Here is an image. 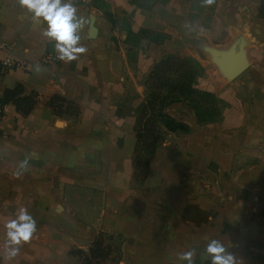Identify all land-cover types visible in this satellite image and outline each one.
<instances>
[{
	"label": "crops",
	"instance_id": "1",
	"mask_svg": "<svg viewBox=\"0 0 264 264\" xmlns=\"http://www.w3.org/2000/svg\"><path fill=\"white\" fill-rule=\"evenodd\" d=\"M259 4L164 0L149 9L132 0H97L90 8L76 6L87 21L79 42L87 51L70 62L46 64L43 56L56 51L43 35L44 26L34 25L18 0H0V100L5 89L17 84L38 95L27 115L11 103L2 106L0 264H80L69 251L81 246L83 237L93 238L97 223L89 218L83 224L78 210L86 184L81 159L87 149L90 157L98 149L107 157L118 139L134 148L136 117H128L130 111L117 101L131 76L129 35L142 28L167 35L161 43L140 36L141 46L151 43L155 48L147 74L164 54L190 57L204 70L197 88L211 93L222 108L212 120H199L192 108L185 110L186 118L170 114L187 130L166 132L149 161L157 158V179L163 183L144 205L148 217L128 215L113 226L124 237L121 264H182L178 254L192 248L202 252L206 237L220 240L239 264H264V18ZM104 13L112 15L114 27ZM123 13L133 15L126 27L120 22ZM232 53L245 61L236 77L227 75L221 61ZM147 54L139 50V57ZM54 94L74 102L78 114L56 118L44 104ZM92 167L85 182L96 190L97 164ZM151 170L149 166L147 180ZM21 208L35 219L36 232L8 259L5 224ZM104 230L109 231H99ZM202 259L197 255L196 264ZM203 264H209L207 259Z\"/></svg>",
	"mask_w": 264,
	"mask_h": 264
},
{
	"label": "rangeland",
	"instance_id": "2",
	"mask_svg": "<svg viewBox=\"0 0 264 264\" xmlns=\"http://www.w3.org/2000/svg\"><path fill=\"white\" fill-rule=\"evenodd\" d=\"M137 4L144 5L147 8H151L155 2L164 1V0H132ZM210 6V5H209ZM148 9V10H149ZM133 15L124 14L119 16L120 22L123 26H127L131 24ZM150 18H153L150 15ZM145 30H151L157 33L164 34L161 31L154 30L151 28H142ZM167 38V35L164 34ZM129 42H127V57L129 64V72L130 75L128 81L125 82V89L123 94L119 96L118 103L121 104L122 108H126L130 111L128 113V117L137 118L138 111L141 108L143 100L146 96H148V89L145 85L147 79V71L150 69L149 65L151 64V57L156 59L155 55L151 50L155 49L151 47V43H146L141 46V37L143 38L142 32L133 33L129 35ZM141 36V37H140ZM153 38H158L154 36ZM152 38V39H153ZM165 40V39H164ZM163 40V41H164ZM151 41V40H150ZM162 41V42H163ZM152 42V41H151ZM154 43V42H153ZM116 46L118 47L117 43ZM159 48H157L158 50ZM139 50L142 51L143 54H147V56L141 58L139 57ZM150 51V52H149ZM158 53V51H157ZM168 55H180L182 57H187L185 55H181L178 53L164 54L162 55L156 63H158L161 59L167 57ZM151 56V57H150ZM188 59H192L188 57ZM192 62H194L192 60ZM154 67V66H153ZM152 67V68H153ZM151 68V70H152ZM150 70V71H151ZM144 73V75H142ZM138 74V75H136ZM177 82V81H176ZM164 94V93H163ZM170 99H168L169 101ZM203 106L206 107V110L203 108L199 110V113L204 120H209L211 118H216L218 114H220L222 105L217 102V100L213 97H208L203 102ZM202 106V107H203ZM191 107H189L185 102H174L165 107V110L173 115V116H182L183 118L187 117L185 110L190 111ZM133 112V113H132ZM3 110L0 113L2 116ZM56 117V116H55ZM56 117L62 120V117ZM78 117V115H77ZM135 118V121H136ZM61 120L56 124L57 126L61 125ZM129 120V118H128ZM79 126V132L84 133L87 131L83 126ZM89 130V127H87ZM134 130V128H133ZM99 131V130H98ZM135 134V132H134ZM169 137V136H168ZM123 139V138H122ZM112 151H108L107 157H101L102 152L101 149L97 150L96 157L89 156V150L85 153L84 157H82L81 162L83 164V189H82V204L78 206V210L81 212V217L83 218V224H89V218L92 220L97 219V223L93 226L95 231V235L93 234V238L85 236L83 237V244L79 247L74 246L72 249H84L87 250L90 246L91 242L96 236L100 234L105 236H110L108 241L112 245L120 246L122 248L123 243V235L113 229V226L116 223H119L123 217H128L131 215L132 217H148L147 208L144 206L145 203L149 200V196L153 192H157V184L160 186L163 182H161L160 178L157 179V165H159L157 158L152 160L151 162L146 161L147 152L143 148V145H140L136 142L133 148L131 143H124L123 140H114L112 141ZM86 145L85 142H83ZM96 146H100L101 143H95ZM111 142H108L110 145ZM89 147V146H87ZM91 153H95L94 148H92ZM87 156V157H86ZM91 158L94 160L91 163ZM90 159V160H89ZM96 160L95 165L94 162ZM89 161V162H88ZM106 161V162H105ZM112 163V164H111ZM97 164V172H98V185L96 190H90L89 186V172L90 168L96 167ZM149 166L152 167V178L147 180V174L149 171ZM166 182L164 187L168 188V177H166ZM85 185V186H84ZM106 185H108L106 187ZM112 187V188H110ZM73 206V205H71ZM113 214V217L109 213ZM97 217V218H94ZM111 219L113 222L109 221ZM107 223V225H105ZM113 223V224H112ZM102 227H106L109 231H99ZM96 231H98L96 233ZM51 233L53 230L51 228ZM119 264H121V257Z\"/></svg>",
	"mask_w": 264,
	"mask_h": 264
},
{
	"label": "trees",
	"instance_id": "3",
	"mask_svg": "<svg viewBox=\"0 0 264 264\" xmlns=\"http://www.w3.org/2000/svg\"><path fill=\"white\" fill-rule=\"evenodd\" d=\"M258 13L264 18V0H260ZM104 17L114 27L116 21L112 15L104 13ZM141 32L143 37L154 43H161L166 39L164 34L151 30L142 29ZM154 36L158 38H153ZM203 76L202 67L180 55H168L161 59L148 74L145 85L149 93L143 100L134 124L136 146L137 143L143 145L147 152V163L153 158L166 132L187 130L186 124L177 121L165 110L167 105L183 101L202 120L199 110H206L203 102L208 97H214L211 93L197 88V80ZM37 102L38 95L34 91L25 93L23 87L17 84L4 90L0 105L2 107L3 104L11 103L17 112L27 115ZM44 104L57 116L78 114L77 105L58 94L50 96ZM109 238L108 235L100 234L93 239L87 250L72 249L69 255L75 257L80 264H119L121 248L112 245Z\"/></svg>",
	"mask_w": 264,
	"mask_h": 264
},
{
	"label": "clouds",
	"instance_id": "4",
	"mask_svg": "<svg viewBox=\"0 0 264 264\" xmlns=\"http://www.w3.org/2000/svg\"><path fill=\"white\" fill-rule=\"evenodd\" d=\"M21 8L30 14L34 25H43V35L54 42L57 59L72 61L87 49L79 46L81 31L87 21L78 16L73 0H18ZM211 5L213 0H204ZM25 163L20 165L25 167ZM5 255L8 259L16 257L20 246L27 243L36 232V221L25 208L18 210L15 218L5 224ZM207 259L209 264H239L237 257L224 244L215 238H205L202 252L192 248L178 254L182 264H196V257ZM202 259V264H203Z\"/></svg>",
	"mask_w": 264,
	"mask_h": 264
},
{
	"label": "water",
	"instance_id": "5",
	"mask_svg": "<svg viewBox=\"0 0 264 264\" xmlns=\"http://www.w3.org/2000/svg\"><path fill=\"white\" fill-rule=\"evenodd\" d=\"M89 26L90 37H94L95 28L93 26V18H91ZM221 61L229 77H236L245 69V61L235 53L223 55Z\"/></svg>",
	"mask_w": 264,
	"mask_h": 264
},
{
	"label": "built area",
	"instance_id": "6",
	"mask_svg": "<svg viewBox=\"0 0 264 264\" xmlns=\"http://www.w3.org/2000/svg\"><path fill=\"white\" fill-rule=\"evenodd\" d=\"M96 2L97 0H73V3L75 4V6H81L85 8L92 7L93 4ZM56 57H57V53H47L43 56L42 61L46 64L56 63L59 61ZM1 111H2V107L0 105V113ZM263 219H264V213H263Z\"/></svg>",
	"mask_w": 264,
	"mask_h": 264
}]
</instances>
